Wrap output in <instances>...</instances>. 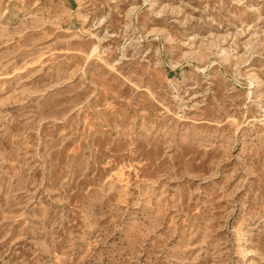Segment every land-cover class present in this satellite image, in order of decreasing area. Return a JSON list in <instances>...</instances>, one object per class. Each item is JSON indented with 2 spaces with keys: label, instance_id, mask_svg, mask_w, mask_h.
I'll use <instances>...</instances> for the list:
<instances>
[{
  "label": "rangeland",
  "instance_id": "rangeland-1",
  "mask_svg": "<svg viewBox=\"0 0 264 264\" xmlns=\"http://www.w3.org/2000/svg\"><path fill=\"white\" fill-rule=\"evenodd\" d=\"M0 264H264V0H0Z\"/></svg>",
  "mask_w": 264,
  "mask_h": 264
}]
</instances>
